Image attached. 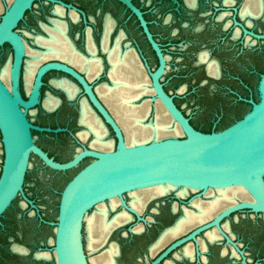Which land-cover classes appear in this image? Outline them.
Listing matches in <instances>:
<instances>
[{"label": "flooded vegetation", "instance_id": "1", "mask_svg": "<svg viewBox=\"0 0 264 264\" xmlns=\"http://www.w3.org/2000/svg\"><path fill=\"white\" fill-rule=\"evenodd\" d=\"M12 1L13 0H0V8L2 9V11L0 12V20ZM60 1L65 3V5ZM129 1L135 8L140 11L142 18L147 24L149 32L152 34L153 39L161 48V51L165 57L166 65L165 72L161 77L160 82L162 83L165 91L173 97L175 104L182 112L183 110L181 109V105L178 101L182 97V95H174L169 92L165 86L164 78L170 67V53H176L177 50H183V48H186L183 53H187V51L189 50H195L197 59L194 63H188V67L197 69L203 74L202 77L198 78L193 84L190 85L189 92L194 91V93H202L200 91L208 87L203 85L208 84L211 81L217 84H221L226 80H230L231 82H237L240 87H242L246 91H249V94L247 96H244L242 94L239 95L238 93H234V91L230 90L232 91V95L235 99H237L238 102L251 105L249 103L250 99L258 101L256 100L257 98L255 97V93L253 91L251 77L255 76L257 73L260 74V76L262 73H264V38H258L254 35H264V0ZM48 7L52 8L50 11V15L45 18L46 21L40 20L38 22V26L40 27L42 32L37 34L31 33L33 35V38L35 39V44L37 46V48L35 49L31 48L25 39V34L19 32L17 28L20 23L26 19V16L28 14H31L32 16L42 15L43 11ZM64 14H68L69 21L68 19H63ZM57 23H60L63 26L65 30L64 37L69 43L71 50L75 52L76 56L80 60L85 62L87 59H93L95 60V62H99V73L91 78L90 74L86 70L79 68L69 60L60 57H50L38 64L34 72L31 86L34 82L36 72L41 65L52 61H58L69 65L77 72H79L92 86L94 93L102 102V104L108 109L110 114L114 117L125 136L126 133L124 131V128L120 125L118 119L115 117L112 110L103 100L98 90L102 87H112L115 83V81L111 77V70L113 66V55H110L111 51L113 52V54H119L121 56L129 52L133 57V60L144 72V75L148 80V85L152 89V79L150 77V72H154L159 67L160 60L156 50L154 49L152 43L150 42L144 31L140 17L122 0H57L56 2L51 0L33 1L31 7L24 12L23 17L19 20L16 28L14 29L22 36L26 45V55L24 56L21 65L19 81L20 90L22 96L25 99L27 98V93H29L26 85V68L28 66V61L32 60V56L28 53V49L30 48L38 53L46 52L47 47L40 44L38 39L47 40L48 38H50V31L53 30ZM71 23L84 26V28L78 31L73 37L70 35ZM123 23H134L136 25V27L141 32L142 37L148 44L149 50L157 60L156 66H152L149 63L138 43L134 41H124L125 38H128V34L123 28H120V30L115 33L118 26ZM107 24H109L110 27H107ZM95 25L102 26L99 39H96V34L94 33ZM81 38H84L83 49L79 47L77 42V40L79 41ZM5 45H9L11 47V45L8 43H5L0 47H4ZM12 56L13 49L11 56L7 59L5 64L9 60L11 61ZM210 63H212L215 67L216 73L212 74L209 71ZM53 71L63 73L65 75L53 76L47 81L46 75L49 72ZM104 77L106 78V80H101ZM41 80L42 84L40 86V104L30 110H36L40 105L41 109H38L37 112H39L41 116H44V120L40 121L39 123H33L31 118L29 117V112L28 117L30 121L35 125H39L42 127H51L53 129L61 128V130L58 132H41L33 130V135L34 132L42 133L43 135L48 136L50 135L54 138V142L60 149L68 152L67 158L61 160L54 154H52V152L36 142L49 154V156L53 157L56 161L66 162L76 154L78 149L89 148L95 150H111L113 148H116L117 137L115 131L113 130L111 125L106 122L102 114L92 104L89 96L85 93V89L80 81H78L71 74L59 69L47 70L43 74ZM62 80L69 84L71 88L77 90L73 96H70L63 86L56 83ZM8 85L11 86L12 81ZM46 86H49L51 89H53L55 93L56 91H58L60 94L56 95L50 90L47 93H44V88ZM186 88V85L182 86L179 89V93L183 92ZM152 93L143 94L140 98L135 100V104H141L145 100L151 101ZM216 94L217 92L214 93V95ZM49 97L57 100V104L53 109L47 108L45 104L46 99ZM201 97H203L202 99L207 101L206 103L208 105L214 104L216 106V96L212 97L207 92V95L202 94ZM139 99H142L143 101L140 103H136ZM83 104H85V106L89 109L91 116L94 118L95 127L101 130L102 141H113L112 148L101 149L92 145L93 141L96 138V134L93 130L90 129L89 126L81 122ZM151 105L152 110L154 108V102H152ZM183 113L185 116H187L185 112ZM209 113L210 111H203V114H207L210 116L211 114ZM149 115L150 113L147 117H149ZM225 116L227 115H223V117L219 120L218 116H216V124L210 127L196 125L190 119V117H187L189 118V121L194 128L202 132L209 133L212 131H218L216 130V127ZM143 123L151 124L144 121ZM76 127H80V129L76 130ZM84 131H88V134L82 136L81 133ZM0 137V144L2 145L3 150V162L1 164L0 172L1 176L5 156L1 131ZM71 148H73L72 152L70 151ZM86 160H89L88 162H90L92 159L84 158L73 169L80 167ZM43 165L45 166L44 163ZM177 189H173L164 195H160L148 200L146 203L142 204L141 208H136L132 204V200H134L133 196L131 195L132 193L130 194V192H128L124 194V199L127 205L133 208L141 217L144 218V220H139L134 212L124 207L121 203L120 198V202L117 199L118 204L115 208L111 207V201L109 202L110 199L106 200V204L102 205L107 208V220H111L114 216L121 212H126L131 216L130 220L126 223H129L130 221L132 222L131 224H129V226H127V231L122 235L125 241L122 243L112 241L117 244L118 248L111 242V244H109V247L101 253L106 252L113 246L116 249V253L114 255V264H117L123 260H128L134 257L145 246V243L149 240L150 237L154 235L157 230L160 229L161 226H164L165 222H167L168 220V216L177 215L176 219L171 224H168L159 230L158 236L148 246L147 254L143 255L139 259V261H150V263L152 264L154 262L162 264H264V225L253 223L252 219H255L254 212L249 213L248 215L240 213L250 210H241L234 212L221 221L222 229L230 237L232 242L228 241L216 226H213L196 234V240L190 238L170 249L172 244L177 240L187 237L196 228L211 221L223 208L232 204L224 206L223 208L215 212L213 216L206 218L202 222L189 226L185 231L167 241L159 249L155 248L156 244L163 237V235L168 230L175 227L177 223L183 217H185L188 212H199L198 207L195 205L196 202H200L202 206H206L214 198V195L208 193L210 189L204 192L200 189L194 190L188 188V192L185 195H179ZM156 200H159V202H156L155 206L151 208L150 205ZM168 205H170L171 207L169 206V208H167ZM118 208H120L121 211L112 214L111 211H114ZM94 209L95 207L91 209L90 212L92 211L93 213L97 208L95 210ZM147 212L152 213L153 216L156 215V218H153L151 216L147 217ZM260 214L262 213H259L258 215ZM147 220L151 222L148 223ZM136 223H138L136 227H131L135 226ZM124 224L114 227L111 232H114L116 228ZM140 225L142 226V229L140 231H136V228ZM111 232H109L108 234L109 238L111 236ZM108 237L105 240L104 244H102L98 249L109 242ZM12 245H20L22 247L28 248L30 250V253L27 255L33 254V259H35V254L43 253L32 252L29 247L21 243H14ZM4 251L8 252L7 250ZM11 251L13 253H18L16 251H13L12 249ZM165 252L167 253L162 256ZM175 252L176 254L173 255Z\"/></svg>", "mask_w": 264, "mask_h": 264}, {"label": "water", "instance_id": "2", "mask_svg": "<svg viewBox=\"0 0 264 264\" xmlns=\"http://www.w3.org/2000/svg\"><path fill=\"white\" fill-rule=\"evenodd\" d=\"M33 1L35 0H13L0 20V46L8 43L13 49V87L10 89L0 78V131L5 153L0 176V220L19 195L34 206L24 191L32 155L55 171H67L75 168L84 158L92 159L65 185L61 193L58 219L51 222L55 225L53 249L56 264H91L85 252L83 225L86 215L97 204L119 197L124 207L134 212L139 220H144L124 199V194L140 188L170 183L205 192L209 188L240 182L251 196V199L238 200L223 208L211 221L199 226L187 237L177 240L170 249L190 238L196 240V234L213 226L232 242L221 227V221L225 217L241 210L264 214V73L261 74L257 87L259 99L249 100L251 109L242 118L218 131L206 133L197 130L160 82L165 72V57L140 11L129 0H122L140 17L144 31L160 60L159 67L150 72L153 89L151 101L160 100L184 134L183 138L166 137L127 146L122 129L98 99L92 86L79 72L65 63L52 61L41 65L27 98L22 96L19 81L26 45L22 36L14 29ZM254 35L264 38V35ZM49 69L63 70L80 81L92 104L115 131L116 148L78 149L70 160L59 162L36 143L33 130H61L35 125L28 117L29 110L40 104L41 78ZM14 246L11 247L13 251L24 255L30 253L26 247H23L25 252H20ZM34 258L46 259L37 254Z\"/></svg>", "mask_w": 264, "mask_h": 264}, {"label": "rangeland", "instance_id": "3", "mask_svg": "<svg viewBox=\"0 0 264 264\" xmlns=\"http://www.w3.org/2000/svg\"><path fill=\"white\" fill-rule=\"evenodd\" d=\"M52 8L48 7L43 11L42 15L32 16L28 14L26 19L20 23L18 26V31L25 34V39L28 45L31 48H37L35 44V39L31 33L37 34L41 33V29L38 26V22L40 20L46 21L45 18L50 15V11ZM63 19H68V14L63 15ZM69 21V19H68ZM84 26L78 24H70V35L73 37L78 31L83 29ZM120 28H123L128 34V38H125L124 41H134L138 43L141 50L144 52L146 59L152 66H156L157 60L153 56L152 52L149 50V46L142 37L141 32L136 27L134 23H123L118 26L115 33H117ZM94 33L96 34V39H99V35L101 34L102 26L95 25ZM78 45L81 49L84 48V38H81L79 41L77 40ZM186 48L183 50H177L176 53H170V61H169V69L167 74L165 75L164 82L165 86L169 92L174 95H182V97L178 100L181 105V109L186 113L188 117L194 122V124L199 126H214L216 124L215 118L218 116V120L223 117V115H227L228 117L236 118L239 114L244 115L251 109V105L246 103H240L237 99L232 95V91L234 93H238L247 96L249 91H246L242 87L239 86L237 82H231L230 80H226L221 84L214 83L211 81L208 84L203 86H208L205 89H202L200 92L202 93H194V91L189 92V87L191 84L195 82L198 78L202 77L203 74L192 67H188V63H194L196 61L195 50H189L187 53H183ZM175 51V50H174ZM182 51V53H181ZM12 49L9 45H5L4 47H0V76L1 69L3 68L7 59L11 56ZM176 72V73H174ZM65 74L59 72H49L46 75V80L48 81L53 76H64ZM260 74H256L251 77V83L253 87V91L255 93L256 100L259 99L257 85L259 81ZM101 80H106V78H102ZM99 80V81H101ZM98 81V80H96ZM187 86V88L179 93V89L182 86ZM217 85V86H216ZM217 87V88H216ZM54 90L49 86L44 88V93L48 91ZM229 90V91H228ZM232 90V91H230ZM207 92L212 96H216V106L208 105L204 99L202 94L207 95ZM217 92L216 95L214 93ZM56 95L60 93L56 91ZM45 95V94H44ZM150 97V96H147ZM142 99H139L136 103L142 102ZM41 109L39 105L36 110L29 111V117L31 118L33 123H39L44 120V116L40 115L37 110ZM203 111H210L209 114H203ZM206 115V116H205ZM152 120H156L155 117V106L151 110L149 117L145 119V122L151 123ZM173 126H175L173 124ZM76 130H79L80 127H76ZM167 137H179L183 138L184 134L179 133L177 135H171ZM1 138V137H0ZM34 138L37 143H39L42 147L46 148L56 157L61 160L67 158L68 152L60 149L57 144L54 142V138L52 136L43 135L42 133L34 132ZM166 138V137H164ZM73 148H71L72 152ZM89 160H86L80 167L69 170V171H54L46 166L35 156L31 157V161L29 164V169L27 171L26 180L24 183V191L26 196L33 202L34 206L31 203H28L24 200L22 196H18L11 207L4 214L2 219L0 220V264H56L55 263V253H54V236H55V225L51 224V222H56L58 219L59 212V203L61 198V193L67 184V182L83 167L88 163ZM3 162V150L2 145L0 144V172H1V164ZM159 202L156 200L152 202L150 205L151 208L155 206V203ZM168 205L167 208H169ZM171 207V206H170ZM121 211L120 208L111 211L112 214ZM92 213V212H91ZM248 215L249 213H253L252 211L240 212ZM259 213H255L254 218L252 219L253 223L264 225V215ZM155 217L152 213L147 212V217ZM146 217V219H147ZM177 215L168 216L167 222H165L164 226L171 224ZM152 218V219H153ZM156 218V217H155ZM44 219L46 222H43ZM148 223L151 221L147 220ZM132 221L126 223L114 230L112 232L109 242L106 243L98 250L91 251L88 248V240H87V228L86 223L83 225V240L85 244V252L87 254V258L91 262V258L97 256L101 252H103L106 248L109 247V244L112 241H117L119 243L124 242V238L122 235L127 231V226L131 224ZM138 223L135 224L136 227ZM163 226V227H164ZM162 226L160 227L163 228ZM159 229V230H160ZM237 229V226H236ZM159 230H157L152 237L145 243V246L132 258L128 260L120 261L117 264H152L149 262L139 261V259L147 254V248L150 243L158 236ZM247 239V238H241ZM14 243H21L31 249L32 252H48L50 254L49 258L46 259H33V254L30 255H21L18 253H13L11 251V245ZM7 250L8 254L3 250ZM178 252V251H177ZM9 254H13L17 257L9 256ZM176 252L173 254L175 255ZM92 264V262H91ZM162 264V263H158Z\"/></svg>", "mask_w": 264, "mask_h": 264}, {"label": "bare ground", "instance_id": "4", "mask_svg": "<svg viewBox=\"0 0 264 264\" xmlns=\"http://www.w3.org/2000/svg\"><path fill=\"white\" fill-rule=\"evenodd\" d=\"M1 11L2 9L0 8V12ZM107 27H110V25L107 24ZM50 34L51 36L47 40L38 39L40 44L47 47L46 52L38 53L30 48L28 49V53L32 56V60L28 61V66L26 68V85L28 91L31 89L32 79L38 64L50 57H60L69 60L79 68L86 70L90 74L91 78L99 73L100 69L98 61H96V63L93 59H87L83 62L76 56L75 52L71 50L69 43L64 37L65 30L60 23L56 24L53 30L50 31ZM110 55H113L111 77L115 83L112 87H102L99 88L98 91L103 100L112 110L115 117L118 119L120 125L124 128L127 146L161 140L164 137L177 135L179 133L183 134V131L178 123H176L170 116L160 100H156L154 102L156 120H153L154 122L152 121L151 124L143 123V121L145 122L144 119H146L150 113L152 101L145 100L141 104H135V100L140 98L143 94L152 93V89L148 85V80L129 52L121 56L119 54H113L111 51ZM10 62L3 66L1 70L2 78H0L11 89L13 87V82L11 86L8 84L12 81L13 65L11 64L10 66ZM209 71L212 74L216 73V69L212 63L209 64ZM56 83L63 86L70 96H73L77 91L76 89L71 88L69 84L63 80ZM56 101L57 100L54 98L49 97L46 99L45 104L47 108L53 109L57 104ZM81 122L89 126L90 129L95 132L96 138L93 141V146L101 149H110L113 147V141H102V132L99 128L95 127L94 118L91 116L89 109L85 106V104H83ZM173 124L175 126H173ZM86 134H88V131L81 133L82 136H85ZM188 188L198 190V188L186 186L179 187L167 183L140 188L131 191L130 194L132 193L131 195L134 198V200H132V204L136 208H141L142 204L146 203L148 200L164 195L173 189H177L179 195H185L188 192ZM209 189L208 193L214 195L212 201L206 206H202L200 202H196L195 205L198 207L199 212H188L175 227L171 228L163 235V237L156 244L155 248L159 249L167 241L185 231L189 226L202 222L206 218L213 216L215 212L224 206L233 204L237 200L251 199L250 194L240 182L228 186ZM117 199L119 200V197H112L109 200V202L111 201L112 208L117 206ZM102 204L106 203L102 202L97 204L95 207V209L97 208L96 211H94V209L92 214L91 211L85 217V223H87L88 248L91 251L98 249L102 244H104L109 232H111L114 227L128 222L131 218L128 213L121 212L114 216L111 220H107L108 211ZM141 229L142 226L140 225L136 228V231H140ZM112 243L118 248L115 242ZM14 248L20 252H25L26 250L20 245H15ZM42 252L43 253L37 254V256L44 258L50 257L48 252ZM115 253L116 249L112 246L106 252L92 257L91 261L93 264H114Z\"/></svg>", "mask_w": 264, "mask_h": 264}, {"label": "trees", "instance_id": "5", "mask_svg": "<svg viewBox=\"0 0 264 264\" xmlns=\"http://www.w3.org/2000/svg\"><path fill=\"white\" fill-rule=\"evenodd\" d=\"M242 116H243L242 114H241V115L239 114V116L237 115L236 118H232V117L225 116V117L219 122V124L217 125L216 130L223 129V128H225V127L231 125V124L234 123L236 120L242 118ZM208 131H211V130H208ZM5 253L8 254V252H5ZM9 256L17 257V256H15V255H13V254H9Z\"/></svg>", "mask_w": 264, "mask_h": 264}]
</instances>
